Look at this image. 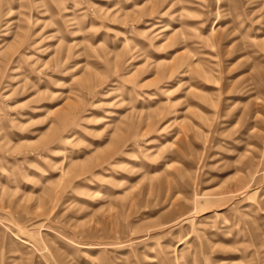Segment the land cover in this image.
I'll return each instance as SVG.
<instances>
[{
	"label": "rangeland",
	"instance_id": "obj_1",
	"mask_svg": "<svg viewBox=\"0 0 264 264\" xmlns=\"http://www.w3.org/2000/svg\"><path fill=\"white\" fill-rule=\"evenodd\" d=\"M0 264H264V0H0Z\"/></svg>",
	"mask_w": 264,
	"mask_h": 264
}]
</instances>
